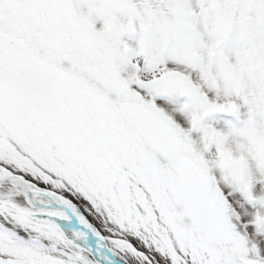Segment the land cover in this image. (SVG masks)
Masks as SVG:
<instances>
[{
    "label": "snow or ice",
    "instance_id": "6c2138e0",
    "mask_svg": "<svg viewBox=\"0 0 264 264\" xmlns=\"http://www.w3.org/2000/svg\"><path fill=\"white\" fill-rule=\"evenodd\" d=\"M0 264H264V0H0Z\"/></svg>",
    "mask_w": 264,
    "mask_h": 264
}]
</instances>
